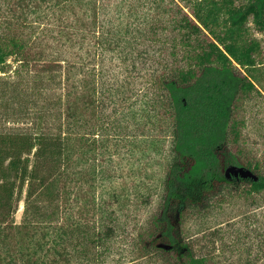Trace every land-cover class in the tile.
<instances>
[{"label":"trees","instance_id":"obj_1","mask_svg":"<svg viewBox=\"0 0 264 264\" xmlns=\"http://www.w3.org/2000/svg\"><path fill=\"white\" fill-rule=\"evenodd\" d=\"M0 74V264H226L195 237L264 203V0H0Z\"/></svg>","mask_w":264,"mask_h":264},{"label":"rangeland","instance_id":"obj_2","mask_svg":"<svg viewBox=\"0 0 264 264\" xmlns=\"http://www.w3.org/2000/svg\"><path fill=\"white\" fill-rule=\"evenodd\" d=\"M119 67L120 65L115 67L116 71L120 70ZM13 68L14 67H12L11 70ZM13 79H15L14 76ZM27 81L30 84L33 81L30 75H24L23 83H26ZM257 100L259 101V106L254 105L251 102H244V110L240 111V114L243 118V127L241 128V133L243 136L242 142L251 148V150L256 154L257 159L264 167V101L262 100L260 102L259 99ZM128 132L126 131L128 134H133L131 131ZM133 135L135 136L136 134ZM122 137V134H120L115 140H119V142H121ZM125 147L128 148L127 146H124L123 150L126 149ZM136 156L137 159L134 163V167H145L148 175L155 174L157 172L156 164H158L159 160L158 154L155 155L154 153H149V155L145 158L146 161L145 159L141 161L139 159L141 157L138 155ZM112 165L115 166L117 164L113 163ZM144 177L147 184L152 183L147 176ZM152 177L153 181H155L156 177ZM118 179H115L112 184L103 190H119V188H117L118 183L120 182ZM125 181L127 186L125 185L124 188H130L133 186L130 184L132 182H129V179ZM128 190L133 192V187ZM135 195H138L137 192H134L128 196V205L126 206L127 208L131 207V210H127L126 212L129 215L131 214L134 218L136 215L140 216L143 211V207L138 206L140 214L134 213L137 212L138 209L134 204L136 203ZM263 199L264 194L260 196L261 203L263 202ZM244 204L245 203L238 202L233 207H226L218 217V222H221V224L213 225L212 229L209 231V233H207L204 240L200 233H198V236L195 238H198L197 244L200 246H204L205 244L211 246L212 239L215 238L216 241L214 246L216 247V253H218L220 259L225 260L226 264L228 262L233 263L238 259H243V262L247 260L246 262L248 264H264V255L262 256V251L264 250V203L259 207H255V205L249 206ZM21 211L22 204L19 205V208L15 214L16 222H19L20 220ZM126 230H128V228H126ZM118 233L122 235L121 232ZM205 241L207 242L205 243ZM123 243L124 242H118L116 244L114 249L116 256L117 254L120 255L121 253H127V249L125 247L126 244ZM132 264L134 263L132 262Z\"/></svg>","mask_w":264,"mask_h":264},{"label":"water","instance_id":"obj_3","mask_svg":"<svg viewBox=\"0 0 264 264\" xmlns=\"http://www.w3.org/2000/svg\"><path fill=\"white\" fill-rule=\"evenodd\" d=\"M224 175L228 179L241 178V179H250L252 181L257 180V176L251 170L234 165L226 166V168L224 169Z\"/></svg>","mask_w":264,"mask_h":264}]
</instances>
